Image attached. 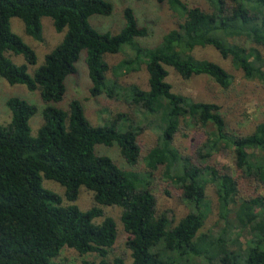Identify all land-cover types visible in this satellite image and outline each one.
<instances>
[{
    "label": "trees",
    "instance_id": "obj_1",
    "mask_svg": "<svg viewBox=\"0 0 264 264\" xmlns=\"http://www.w3.org/2000/svg\"><path fill=\"white\" fill-rule=\"evenodd\" d=\"M157 1L167 2L182 21L151 47L140 42L151 31L139 24L130 6L124 9V27L112 33L97 30L89 20L95 14H112L109 0H0V74L10 84L38 90L45 103L44 122L36 136L31 134L30 119L39 107L22 97L8 98L12 118L8 126L0 124V264H56L53 258L64 246L79 255L101 257L83 259L82 264H110L107 255L117 242L118 229L104 207L116 206L122 208L131 264H177L169 259L170 250L184 258L199 256L212 246H218L220 264H264V195H241L250 182L264 187V121L251 133H233L221 105L177 93L166 79V66H171L185 79L205 74L228 88L233 82L229 71L193 53L197 47L212 46L245 78L264 82V56L257 47L264 48V0H208L211 10L184 0ZM45 16L64 36L30 74L28 67L37 63V53L13 31L11 18H20L27 34L41 41ZM242 39L257 46L249 47L239 42ZM126 47L132 56L113 66L105 59ZM82 51L91 97L124 99L154 116L148 124L156 125L160 139L146 155L140 143L144 127L128 113L112 114L105 124L93 125L80 99L73 98L67 109L55 105L65 98L66 80L78 71ZM8 53L23 54L26 62L16 64ZM143 64L149 88L122 87L118 77L140 70ZM109 72L115 78L110 79ZM188 128L202 130L207 138L193 153L184 154L175 140L179 134L187 135ZM98 144H116L130 166L144 161L148 178L163 167L164 176L193 210L174 224L159 206L150 180L96 151ZM218 156L231 158L232 163L220 162ZM44 178L65 188L67 204L64 196L44 186ZM209 184L219 197L226 223L223 233L232 213L243 228H249L252 237L244 250L228 248L222 238L213 241L199 235L210 210ZM82 186L93 192L87 210L76 203ZM98 217H103L101 222H95ZM113 264L127 263L116 256Z\"/></svg>",
    "mask_w": 264,
    "mask_h": 264
},
{
    "label": "rangeland",
    "instance_id": "obj_2",
    "mask_svg": "<svg viewBox=\"0 0 264 264\" xmlns=\"http://www.w3.org/2000/svg\"><path fill=\"white\" fill-rule=\"evenodd\" d=\"M113 3L114 9L110 15H92L90 17L91 24L99 31H110L118 33L125 25L124 9L128 6L132 7L135 11L138 22L141 26H147L151 33L148 37L140 38V42L145 46H155L161 40L165 33L177 27L182 21L169 6L167 2L158 3L157 0H109ZM189 6L199 5L206 10H211L212 7L208 0H184ZM43 24V40L39 41L27 34L24 22L18 17L11 18V26L14 32L19 34L22 39L30 45L37 53V63L29 65V73L33 74L37 67L45 61V56L55 46L61 42L64 32H57L52 18L45 16L42 18ZM239 42L251 46H257L249 40L242 39ZM263 56L264 48L257 46ZM194 55L198 58L209 59L220 63L224 66L233 78L232 84L228 88H223L213 78L202 74L194 75L191 78L185 79L171 67L166 66L169 71L167 81L173 86V91L182 93L194 98L197 101L215 102L221 105L222 113L227 121L228 128L231 132L236 134L251 133L257 123L264 121V82L259 80H250L245 78L242 70L234 67L230 58L225 59L221 54L212 46L197 47L194 50ZM10 58L16 64L25 63L23 54H10ZM133 51L126 47L123 52L116 54H107L105 59L113 66L118 64L122 59L132 56ZM86 51H82L80 59L77 62V72L70 75L66 80L67 92L65 98L56 103L55 105L67 109L69 102L73 98H78L83 102L85 114L93 125L105 124L109 120L110 115L119 112L128 113L129 116L136 120L138 125L144 127V131L140 136V143L142 145V154L146 155L147 152L155 146L160 137L156 125H149L154 116L147 114L142 108H133L124 99H113L105 95L98 97L90 96L91 81L88 74L86 65ZM145 64H143L138 71H131L126 74L120 75L118 80L122 87H129L132 84H137L142 89H148L149 74L147 73ZM109 78H115L113 72H109ZM127 93H123L126 97ZM12 96H19L32 104L39 107L37 113L31 117L30 126L31 134L36 136L39 128L44 122L43 108L45 103L42 101L38 90L32 91L25 84H10L0 74V124L8 126L11 121L12 113L8 107L7 100ZM122 122V121H121ZM125 126V123H122ZM187 135L179 134L175 140V145L184 154L193 153L199 145L206 140L207 135L202 130L188 128ZM96 151L101 154H106L112 157L117 165L125 170H133L139 173L141 178L149 179L152 189L156 193L159 201V206L167 211L169 218L173 223H177L183 216L193 210L191 204L186 202L180 194L177 186L169 181L164 176V168L156 171L154 177L148 178L145 174L146 166L144 161L135 167L128 165L124 158L120 155L119 148L116 144L111 146L98 144ZM220 162L232 163L231 158L218 156ZM43 184L62 196H64V203L68 201L65 198V188L55 180L43 179ZM264 195V187H259L255 182L247 184L246 189L241 192L242 196L248 195ZM207 200L210 204V210L204 226L200 229L199 235H208L211 240L217 241L219 238L226 240L227 247L239 251L247 247L248 240L252 237L249 228H243L244 225L240 224L235 219L234 214H230L232 222L228 225L227 231L223 233L225 228V221L221 218L220 202L213 184L207 187ZM82 210H87L93 204V192L82 186L80 188V195L76 202ZM106 216L115 218L118 238L117 242L110 249L107 260L113 264L116 256H122L127 264H131L133 258L132 251L126 246L127 235L121 220L122 208L104 207ZM103 217H98L95 222H101ZM162 244V243H160ZM159 244V245H160ZM213 245V244H211ZM210 246H208L209 248ZM210 250L207 249L199 256L188 255L180 258L177 251H169V259L175 260L177 264H220V256H218V246H212ZM83 259H90L99 261L101 257L96 253H87L79 255L74 248L64 246L59 253V256L53 258L56 264H82Z\"/></svg>",
    "mask_w": 264,
    "mask_h": 264
}]
</instances>
